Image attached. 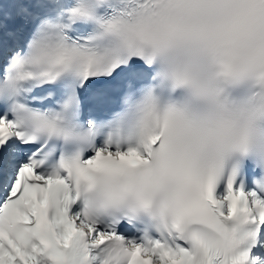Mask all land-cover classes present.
I'll return each instance as SVG.
<instances>
[{
	"label": "snow or ice",
	"instance_id": "6c2138e0",
	"mask_svg": "<svg viewBox=\"0 0 264 264\" xmlns=\"http://www.w3.org/2000/svg\"><path fill=\"white\" fill-rule=\"evenodd\" d=\"M0 264H264V0H0Z\"/></svg>",
	"mask_w": 264,
	"mask_h": 264
}]
</instances>
